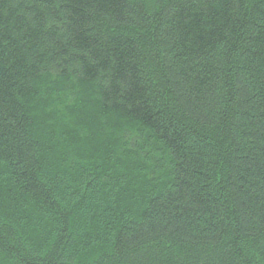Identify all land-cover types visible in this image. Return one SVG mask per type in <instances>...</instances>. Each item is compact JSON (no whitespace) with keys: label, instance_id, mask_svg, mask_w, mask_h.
Instances as JSON below:
<instances>
[{"label":"trees","instance_id":"1","mask_svg":"<svg viewBox=\"0 0 264 264\" xmlns=\"http://www.w3.org/2000/svg\"><path fill=\"white\" fill-rule=\"evenodd\" d=\"M0 264H264V0H0Z\"/></svg>","mask_w":264,"mask_h":264}]
</instances>
